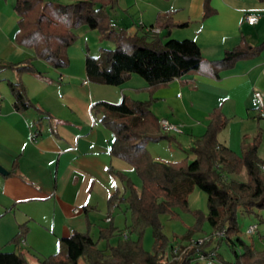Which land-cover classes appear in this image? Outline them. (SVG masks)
Masks as SVG:
<instances>
[{"label": "crops", "instance_id": "0c3cea01", "mask_svg": "<svg viewBox=\"0 0 264 264\" xmlns=\"http://www.w3.org/2000/svg\"><path fill=\"white\" fill-rule=\"evenodd\" d=\"M54 1L62 5L74 3ZM205 2L118 0L107 11L113 25L130 35L159 27V36L164 40H193L208 61L221 60L243 39L251 47L264 43V3L260 0H209L212 15L204 19ZM14 6V0H0V65L22 63L35 55L33 50L16 43L19 17ZM252 14L260 18L256 26L244 21ZM75 34L78 40L68 50L69 66L65 69H54L41 60L35 66L42 76L19 75L0 67V168L6 172L0 174V252L15 250L2 247L20 226L27 224L30 233L17 252H28L36 260H43L57 254L60 240L70 237L73 231H90L98 239L99 231L111 224L108 218L115 224L119 209L128 213L122 205L110 210L108 201L116 191L121 192L120 180L110 168L129 175L134 169L131 155L124 144L114 143L112 133L91 109L97 102L119 104L123 95L147 102L148 84L135 74L120 87L92 84L86 71L87 51L99 56L102 49H114V45L87 26ZM17 81L25 85L31 102L47 115L15 110L9 83ZM256 92L264 96V51L258 58L238 62L233 69L222 72L219 81L189 75L159 89L154 114L184 129L180 139L174 137L167 142L169 148L173 147L174 159L167 158L165 162L192 158L194 143L206 134L210 115L219 107L230 119L219 142L241 156L243 141L250 144L262 129L259 156L264 160V119L258 121ZM39 120L41 134L37 137ZM164 142L150 143L148 150L151 144ZM120 152L125 156L118 155ZM242 175L247 179L246 171ZM122 185L121 193L125 194Z\"/></svg>", "mask_w": 264, "mask_h": 264}, {"label": "trees", "instance_id": "16d2710c", "mask_svg": "<svg viewBox=\"0 0 264 264\" xmlns=\"http://www.w3.org/2000/svg\"><path fill=\"white\" fill-rule=\"evenodd\" d=\"M117 1L74 0L73 4L62 5L54 0H14L19 17L16 43L33 50L35 55L22 63L0 67L19 75L42 76L35 66L41 60L54 69H65L69 66L68 50L78 40L75 31L87 26L114 45V49H102L99 56L87 51L86 71L92 84L120 87L133 74L147 82L150 94L147 102L123 95L119 104L97 102L91 109L94 117L112 133L114 143L124 144L142 182L139 191L126 175L110 168L111 174L125 185L126 193L116 191L109 198V209L124 204L131 214V225L121 231L111 222L109 228L99 231L98 239L90 231H73L70 237L60 240L59 253L36 260L23 251L17 252L29 233L24 224L9 242L15 250L0 252V264H208L201 260V255L209 257L212 252L217 253L213 264H264V250H257L254 242L241 234L240 228L241 215H254L259 224L264 223V217L259 215L264 211V160L259 156L262 129L250 144L243 141L242 155L238 156L219 142L220 133L230 122L219 107L210 115L206 134L194 143L190 151L192 158L166 163L153 158L148 150L150 143L173 140L161 133L159 119L152 110L159 89L189 75L219 81L221 73L233 69L238 62L258 58L264 51V43L251 47L243 39L240 46L227 51L221 60L208 61L193 40H164L146 30L130 35L124 29H117L107 11ZM210 15L209 0H206L204 19ZM9 86L18 113L35 111L47 115L31 102L21 81L11 82ZM41 122H36L37 137L41 134ZM118 155L125 156L122 152ZM244 171L246 182L237 179ZM195 189L208 197V216L189 209V197ZM178 209L190 211L197 223L181 241L176 239L170 244L162 221L168 216L176 219ZM205 222L213 232L204 245H198L194 236L204 232ZM148 229L153 231V252L146 251L143 245ZM221 233H225L223 238L218 237ZM102 242L106 243L105 248ZM182 244H185L183 253L175 255V245ZM223 245L232 259L221 254Z\"/></svg>", "mask_w": 264, "mask_h": 264}, {"label": "rangeland", "instance_id": "374dc122", "mask_svg": "<svg viewBox=\"0 0 264 264\" xmlns=\"http://www.w3.org/2000/svg\"><path fill=\"white\" fill-rule=\"evenodd\" d=\"M110 89H114V88H110ZM161 120H168L171 123L176 124L173 121H171L170 119L160 118L159 121H161ZM178 126H180L182 128V131L184 133L183 127L181 125H178ZM164 136H168L171 138L176 137L177 139H180L179 138L180 135H164ZM167 142L169 144V141H166L164 143H160V144H156V145H152V144L150 145V147H149L150 151L149 152L151 153L153 158H155L159 161H162V162H165V160H167V158L169 161L174 159L173 155L171 154V150L173 149V147L169 148ZM179 162H181V161H179ZM176 163H178V162H176ZM126 169L129 170V167H126ZM242 174L240 177H237V179L239 181H243V182L247 181L246 176L242 175ZM125 175L129 179L132 180V182L137 186V189L139 191L142 189V182H141L137 172L135 171V169H131L130 174L128 175V173H127ZM118 181H119V179H118ZM119 187L121 189V192L124 193V187H123L121 181H119ZM207 200H208V197L203 191H201L199 189H195V191L189 197V209H190V211L191 212L201 211L205 216H208ZM122 208L123 209L125 208L124 204H122ZM190 211H183L181 209H178V210H176V212L178 213V217L176 219H172L169 216L163 218L162 222H163L164 227H165L164 232H165L166 236L168 237L170 244L174 243L176 239L178 241H181V239L184 236H186L190 230L195 228L197 222H196L195 217L193 216V214ZM259 215L264 217V211L260 212ZM254 224H259L256 216H254V215H252V216H242L241 215L240 216L241 234L245 238H247L248 240L253 241L257 250L262 251V250H264V223L258 225L259 231H257V233L255 235L248 236L246 234L247 229ZM130 225H131V214L130 213L124 214V210L119 209L115 214L114 226H116V228L119 227L123 231H126V228L129 227ZM109 227H110V225H108V227H106V228H109ZM28 228H29V226H28ZM203 230H204L203 233L195 234L194 240L202 239L205 237L208 238V236H210L213 232L212 228L210 227L208 222H205ZM29 233H30V228H29ZM29 233H28V235H29ZM28 235H27V237H28ZM14 236H16V235H14ZM27 237H26V239H27ZM12 238L5 245H3V247H2L3 249H11V248L14 249V247L12 245H9V242L12 240ZM116 242L117 241L115 240L114 244H116ZM206 242H207V240L203 241V244L198 243V245H204V243H206ZM185 244H182V246H184ZM193 244H195V243L192 242V245ZM143 245H144V248L146 250H148L149 252H153L154 239H153L152 229H148L146 231L144 238H143ZM101 246L103 248H105L106 243L102 242ZM181 249H182V247H181ZM59 252H60V242L58 244V247H57L55 253H59ZM220 252L227 259H232V256H231L230 252L228 251V249L225 245L222 246V248L220 249ZM25 253L30 255V253H28V252H25ZM182 253H183V251L181 250L180 252L178 251L176 255L179 256ZM213 253H216V252H213Z\"/></svg>", "mask_w": 264, "mask_h": 264}, {"label": "built area", "instance_id": "2783aa9c", "mask_svg": "<svg viewBox=\"0 0 264 264\" xmlns=\"http://www.w3.org/2000/svg\"><path fill=\"white\" fill-rule=\"evenodd\" d=\"M244 21L250 26H256L260 22V18L259 16L252 14V15H247L244 18ZM146 31L154 35H159L161 33V29L159 27H149L146 29ZM254 97H255V103H256V108H257V117L260 119H264V96L262 93L256 92ZM0 108H1V99H0ZM159 126H160L161 133L163 135L183 134L182 128L180 126L173 124L168 120L159 121ZM34 140H36V137L34 138ZM76 212H78V210ZM111 222H112V219L108 218L107 223H111ZM257 231H258V225L254 224L247 229L246 234L248 236H253L257 233ZM124 236L127 238V235H124ZM224 236H225V233H221L218 235L219 238H223ZM205 240H208V238L205 237L202 239H198L196 243L203 244V241ZM180 246L182 247V245H175V249H174L175 255L177 254L178 251L180 252L182 250ZM216 257H217V254L212 252L209 255V257H205L201 255V260L207 261L208 264H213L214 259H216Z\"/></svg>", "mask_w": 264, "mask_h": 264}, {"label": "water", "instance_id": "95a60500", "mask_svg": "<svg viewBox=\"0 0 264 264\" xmlns=\"http://www.w3.org/2000/svg\"><path fill=\"white\" fill-rule=\"evenodd\" d=\"M0 174L6 175V172L2 168H0Z\"/></svg>", "mask_w": 264, "mask_h": 264}]
</instances>
